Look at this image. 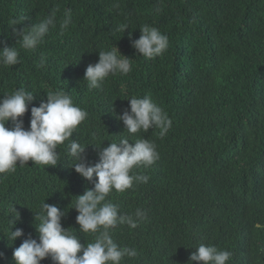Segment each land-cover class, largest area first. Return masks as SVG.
<instances>
[{
    "label": "trees",
    "instance_id": "1",
    "mask_svg": "<svg viewBox=\"0 0 264 264\" xmlns=\"http://www.w3.org/2000/svg\"><path fill=\"white\" fill-rule=\"evenodd\" d=\"M53 9L58 20L71 10L68 29L61 33L57 25L36 49L20 48L11 22H20L17 30L29 27ZM121 23L130 25L124 33L116 31ZM145 24L169 40L151 60L138 55L129 38L138 39ZM5 45L17 47L20 63L0 67V97L18 88L35 92L22 117L27 129L31 107L46 101L47 91L67 92L88 113L70 139L88 144L89 165L102 147L127 136L116 118L129 107L125 96L148 95L170 117L165 137L155 128L136 137L153 141L159 152L151 167L135 170L148 182L107 197L122 213L140 208L147 214L135 229L111 230L119 245L138 253L121 264H187L200 244L229 251L227 264H264V0H0ZM115 46L131 58L132 70L89 90L86 67ZM41 59L44 66L37 67ZM69 143L58 146L62 160L55 167L29 161L0 175V264H14L13 250L29 234L38 239L35 216L43 201L65 212L62 227L81 244L93 240L79 231L71 207L96 177L88 181L74 170ZM11 204L19 219L8 214ZM12 220V230L24 232L14 242L6 236Z\"/></svg>",
    "mask_w": 264,
    "mask_h": 264
},
{
    "label": "clouds",
    "instance_id": "2",
    "mask_svg": "<svg viewBox=\"0 0 264 264\" xmlns=\"http://www.w3.org/2000/svg\"><path fill=\"white\" fill-rule=\"evenodd\" d=\"M57 11L58 9H53L39 23L19 30L15 25L20 22L13 20L11 24L13 31L17 32L20 48L28 51L36 49L43 43L49 29L56 28L57 25L61 33L67 30L72 22L71 10H65L59 20ZM129 26L121 23L116 31L124 33ZM140 32L139 38L134 40L129 33L131 46L138 55L151 60L167 50L168 36L158 28L145 24L140 27ZM130 61L131 58L122 55L116 46L111 50L99 51L98 62L86 67L83 80L87 82L89 90L99 89L109 76L127 75L132 70ZM18 63L20 59L17 47H0V67H11ZM43 66L44 60L41 59L37 67ZM34 93L18 88L0 97V175L13 173L18 164L22 167L29 161L33 165L55 167L62 160L57 151L58 146L70 140L66 148L71 166L88 181L93 180L94 174L96 177L94 187L76 196L71 207L78 212L76 222L80 226L79 231L93 236V240L86 246L81 244L78 236L69 231V227H62L61 219L65 212L55 204L43 201L35 216V221H39L35 224L38 239L32 238L31 234L23 239L20 246L13 250L14 264H40L45 258H50L53 264H121L126 257H136L137 250L119 245L113 239L111 230L118 225L135 229L147 219V214L140 208L134 214L122 213L119 205L107 197L113 191L123 193L135 184L148 182L149 176L135 170L151 167L159 159V152L153 141L136 137L148 132L150 128L159 129V137H165L172 125L170 117L148 95L125 96L129 100V107L116 114V118L123 122L127 136L102 147L98 153L99 160L94 165H89L85 155L88 144L70 139L78 126L86 120L87 111L75 105L72 97L65 91H47L46 101L41 100L39 106L31 107L30 126L25 129L22 117L28 111L29 103L35 99ZM9 121L11 128L5 126ZM93 138L95 139V134ZM130 140L134 143H130ZM7 212L19 219L14 204L9 205ZM12 221L6 236L14 242L24 236V232L21 228L12 230L15 223ZM195 248L196 251L190 254L187 264H227L231 256L229 251L219 250L214 245L200 244Z\"/></svg>",
    "mask_w": 264,
    "mask_h": 264
},
{
    "label": "bare ground",
    "instance_id": "3",
    "mask_svg": "<svg viewBox=\"0 0 264 264\" xmlns=\"http://www.w3.org/2000/svg\"><path fill=\"white\" fill-rule=\"evenodd\" d=\"M68 67V66H67Z\"/></svg>",
    "mask_w": 264,
    "mask_h": 264
}]
</instances>
